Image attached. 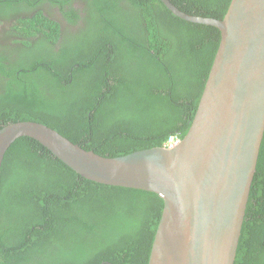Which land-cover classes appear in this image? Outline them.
Returning <instances> with one entry per match:
<instances>
[{"label": "trees", "instance_id": "16d2710c", "mask_svg": "<svg viewBox=\"0 0 264 264\" xmlns=\"http://www.w3.org/2000/svg\"><path fill=\"white\" fill-rule=\"evenodd\" d=\"M11 1L0 0V26L18 19L0 32V129L39 122L109 157L187 134L216 28L179 19L161 0ZM171 1L217 19L231 2ZM47 6H69L60 11L77 32L63 35ZM162 210L158 196L85 180L22 138L0 171V264H147ZM236 264H264V142Z\"/></svg>", "mask_w": 264, "mask_h": 264}, {"label": "water", "instance_id": "95a60500", "mask_svg": "<svg viewBox=\"0 0 264 264\" xmlns=\"http://www.w3.org/2000/svg\"><path fill=\"white\" fill-rule=\"evenodd\" d=\"M161 1L179 19L220 34L187 134L170 147L109 157L19 121L0 129V171L12 145L32 139L85 180L163 201L148 264H236L264 142V0H231L220 19Z\"/></svg>", "mask_w": 264, "mask_h": 264}, {"label": "flooded vegetation", "instance_id": "af4514ba", "mask_svg": "<svg viewBox=\"0 0 264 264\" xmlns=\"http://www.w3.org/2000/svg\"><path fill=\"white\" fill-rule=\"evenodd\" d=\"M25 0H12L11 1V3L13 4V6H19L17 9H19L20 8V6H21V4H23L22 2H24ZM38 1V0H37ZM74 2V4H73V7H75V9H77V10H80V13H79V15H80V17H84L85 16V14H84V12H83V14L81 13V10L83 9H81V7H83V5L82 4H80V3H78L77 1L75 2V1H73ZM64 5V4H63ZM80 5H81V7H80ZM36 6H38V5H36ZM35 6V7H36ZM62 6V5H61ZM41 8V7H40ZM61 8H64L65 9V11H68L67 9L69 8V6H65V7H60V6H47V7H45V13L46 14H48V16H49V18L51 19V20H54V21H56V22H58L60 25H61V31H62V34L63 35H66V33H67V31L69 30L70 32H72V33H74V32H77V28H73L72 26H71V24L67 21V20H64L65 19V16L64 15H62L61 14V11H60V9ZM48 9V10H47ZM38 9H34V13L37 11ZM83 11V10H82ZM19 13V15H17V16H20V15H22V18H26V15H27V13H22L21 14V12H18ZM50 13V14H49ZM16 16V18H18ZM18 19H15L12 23H4L2 26H0V32H1V35H2V38H4V31L6 32L7 31V29H9L10 27H13V24L17 21ZM79 23H81V21H79ZM8 43L10 44V40H8ZM4 45V43H0V45ZM58 48V47H57ZM149 258V257H148ZM139 262H141L140 264H143V261L141 260V261H139ZM148 262V261H147ZM102 264H108L107 262H103ZM148 264V263H147Z\"/></svg>", "mask_w": 264, "mask_h": 264}, {"label": "clouds", "instance_id": "9594fccd", "mask_svg": "<svg viewBox=\"0 0 264 264\" xmlns=\"http://www.w3.org/2000/svg\"><path fill=\"white\" fill-rule=\"evenodd\" d=\"M180 139H181V138H180L179 136L173 135L172 138H169V139L167 140V142L164 143V146L167 145L168 147H170V146L168 145L170 141H172V140L179 141Z\"/></svg>", "mask_w": 264, "mask_h": 264}]
</instances>
